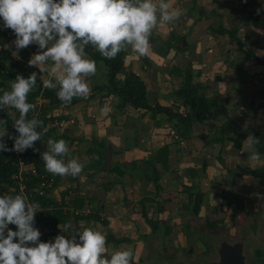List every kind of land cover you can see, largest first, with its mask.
Here are the masks:
<instances>
[{"label": "crops", "instance_id": "0c3cea01", "mask_svg": "<svg viewBox=\"0 0 264 264\" xmlns=\"http://www.w3.org/2000/svg\"><path fill=\"white\" fill-rule=\"evenodd\" d=\"M171 3L173 9H180L183 14L177 19L178 22L174 20L162 27L158 25L153 29L151 38L155 42H162L170 38L171 34H175L182 36L184 46L192 44L190 50L185 53L187 56H192V58L188 57L191 58L189 61L194 73L193 82L203 84L209 98L215 99L224 106L237 124L255 135L248 136L243 142L242 149L237 150L233 142V134L223 129L226 119L221 116L203 123L195 122L189 138H176L177 131L173 127V122L165 120L160 115L153 118L150 113L143 117L141 116L143 111L119 112L117 99L112 96L102 98L103 93L94 92L97 86L107 82L105 66L101 63L96 64V74L86 78L90 88L89 95L94 97L70 108L56 111L55 116L64 114L69 117V120L65 121L66 125L59 128L67 131V135L75 140L83 138L92 141L103 137L114 151L129 147L150 151L168 145L169 169L162 174L160 194H157L153 182L145 179L141 174H134L139 169L133 171L131 166L132 174L123 177L108 172L94 174L92 171L81 172L78 177L71 175L63 177L53 196L59 200L62 191L75 186L78 187L80 195L93 199L94 203L98 202L101 206L107 204L109 225L103 226L101 233L104 236L112 233L116 238H129L131 242L106 245L105 256L115 251H122L128 248V245H133L132 249H134L135 245L133 264H143V258L139 257V248L144 242L153 238L151 228L142 216L144 206L150 218L161 221L160 226L163 229L166 226L176 229L180 225L185 227L184 223L188 222L184 218L186 206L189 204L188 191L184 190V187L192 186L193 181L199 185L205 195L200 216H208L210 221H217L219 225L228 222L227 217L224 216L226 214L229 216L235 213L243 214L251 210L257 212L264 197L263 179L252 174L254 171H263L264 153L258 151L256 144L250 145L248 139L251 136L255 137L264 145V0H246V2L245 0H171ZM194 3L204 9L207 13L206 17L199 18L198 11L193 8ZM214 8L221 14L228 28L238 29V36L244 44L243 50L254 52L263 63H256L251 58H247L239 50L237 43L228 40L227 36L210 33L209 15L213 14L207 10ZM257 9H260L259 14ZM251 14L257 15L256 18H250ZM2 26L3 21L0 18V32L3 31ZM9 30L7 32L9 38L3 47L4 50L9 51L7 68L14 65L19 75H31L36 72L37 80L43 82L44 79H49L46 72L40 73L38 68L28 65L31 56L40 51L38 45H29L13 55L16 51L13 45L15 35ZM127 52L126 71L144 75L146 82H154V79L160 76L164 78L165 86H169L168 90L172 87L174 89V82L178 86L177 78L171 75L169 70L174 67L185 68L177 65L179 62H173L178 61L176 55H184V52L174 48L167 51L157 43H150V53L146 56L150 64H147V59L142 61L141 55L132 52L130 47ZM147 89L152 101L156 100L162 106H180L176 96H170V104H163L148 85ZM152 89L161 90L156 85ZM157 94L159 95V92ZM127 117L128 124L125 123ZM60 138L65 140L63 137ZM66 143L68 145L70 142ZM74 143V145L78 144V142ZM78 145L70 151L74 159H77V153L85 155V160H77L84 165V170L88 158L87 146L86 143L83 148H79ZM252 151L259 154V161L249 159ZM124 153L128 154L131 160L140 156V152L136 150L132 155ZM116 161L111 156L110 168ZM70 177L75 178L74 181H68L71 180ZM109 181L112 183L105 188L104 185ZM58 190L60 197L55 196ZM145 197L155 198L160 203L162 211L158 210L155 202H146L143 206L141 200ZM90 209L86 207L84 211L88 213ZM139 211L141 214L138 213ZM71 224L72 228L77 226L75 222ZM95 224L81 221L79 227L96 230ZM142 229L144 232L141 231ZM142 236L145 237L143 239L145 241L141 239ZM160 240L163 243L166 238ZM167 256L171 257L169 252ZM161 260L163 264L164 255L161 256ZM145 261L146 264H154V256L146 257Z\"/></svg>", "mask_w": 264, "mask_h": 264}, {"label": "clouds", "instance_id": "9594fccd", "mask_svg": "<svg viewBox=\"0 0 264 264\" xmlns=\"http://www.w3.org/2000/svg\"><path fill=\"white\" fill-rule=\"evenodd\" d=\"M182 14L180 9H173L171 0H0L3 27L15 35L13 55L29 45H38L40 51L31 56L28 65L48 74L49 79L43 80L44 88L55 89L58 85L57 97L66 105L73 98L87 99L90 94L86 78L96 74L97 66L94 60L86 58L87 46L91 45L107 59H114L129 47L134 53L148 56L153 29L179 19ZM37 78L36 72L28 78L17 75L11 82V90L3 91L0 96V110L11 107L19 112L13 123L18 136L13 138L11 149L3 141L7 122L0 120L4 129L0 132V151L23 153L34 148L42 134L47 133L42 120L27 119L35 108L27 97ZM248 139L250 145L259 143L255 137ZM41 159L47 172L61 177H77L84 167L71 158L63 139L49 138ZM249 159L259 161L260 156L252 151ZM39 207L28 202L23 192L0 196V264H131L133 261L132 249L105 256L106 237L90 227L43 242L42 233L35 226ZM9 225L16 226V230ZM59 228L61 233H69L72 224L66 222Z\"/></svg>", "mask_w": 264, "mask_h": 264}, {"label": "trees", "instance_id": "16d2710c", "mask_svg": "<svg viewBox=\"0 0 264 264\" xmlns=\"http://www.w3.org/2000/svg\"><path fill=\"white\" fill-rule=\"evenodd\" d=\"M198 7V8H197ZM195 10L198 11L199 18L206 17L207 13L204 12L203 8L196 6L194 3ZM211 14L219 18V20H214L210 24L208 30L212 34H217L220 36H227L228 40L235 41L239 50H241L247 58H251L256 63H263L254 52L250 50H243L244 44L241 38L238 36V29L228 28L221 14L216 11V8L209 9ZM257 15L251 14L250 18H256ZM8 29H3L0 32V96L3 95V91L11 90V82L17 77L18 72L14 69V65H10L7 68L6 64L9 61V51L4 50V44L9 38L7 35ZM150 43H157L159 47L167 49L169 51L171 48L177 51L188 52L190 43L187 46L183 45L182 36L171 34L170 38L163 42H155L150 37ZM86 58L94 60L96 64H103L107 70L106 77L107 82L104 85L97 86L94 92L103 93L102 98L114 97L117 99V109L119 112L125 113L131 111H143L141 116L146 114H151V117L155 118L160 115L173 122V127L176 129V138H189L192 132L193 123L199 122L203 123L209 119H214L217 117H224L226 123L223 129L227 132L233 134V142L237 150L242 149L243 142L252 134L244 130L239 124H237L227 109L218 103L215 99L209 98L205 92L203 84L193 82V69L192 64L188 60L187 66L185 68L174 67L169 70L170 74L175 76L178 80V86L176 87L174 93L180 102L179 107H169L162 106L158 102H154L150 99L147 85L142 79V77L133 72L126 71L125 59L128 54L126 51H121L114 59L104 58L97 50H95L91 45L86 47ZM141 58L147 59L146 56H141ZM147 64H150L147 59ZM25 78H28L29 74H22ZM181 79V81H180ZM59 88L47 89L44 88L43 82L37 80L36 85L28 94L27 100L29 103L34 104L35 108L30 110L27 115V119L37 118L44 122V126L48 128L47 133L42 134L41 139L38 140L34 148L27 149L23 153H17L15 151H0V196L3 195H16L23 192L27 196L28 202L39 204L38 212L36 214V224L35 226L41 231V240L43 242H48V238H54L57 235L65 234L68 235L74 231L82 230L79 227L81 221L87 223L94 222L100 223L103 226H108L109 221L107 219V204L104 206L94 203V200L82 196L78 193V187H71L61 192L60 199H56L53 196L54 191L58 188V185L63 181V177L58 175H52L45 170L44 161L41 159V153L47 151V140L49 138L59 140L63 137L65 141H70L71 143L78 142L79 145L87 146V161L84 171H92L94 174H99L102 172H108L109 174H117L118 177H123L126 174H132L130 167H133V171L139 169L138 172L134 174H141L145 179L153 182L155 184L157 194H160L161 186L160 180L162 174H164L169 169V156L170 148L165 145L161 148L154 150H139L136 148H124L118 151L112 150L108 145L105 138L99 137L95 140H85L69 138L67 131L63 134H57L59 127L65 121L69 120V117L61 114L60 116H55L54 113L60 109L70 108L77 105L81 101L90 100L94 96L89 95L87 99L84 98H73L70 104H64L57 97V92ZM95 95V94H94ZM37 102L38 105L36 104ZM19 118V112L11 107H6L0 110V120L7 122V135L3 137V141L7 144V147L11 149L14 145V137L18 136V132L15 130L13 123L15 119ZM38 131L43 133L42 128H38ZM4 129L0 127V132ZM258 135V134H256ZM256 147L260 153H264V145L259 142ZM136 150L140 152L139 158H131L128 154L124 152L133 154ZM110 152L112 159L117 160L116 163L112 165L110 170L106 169V155ZM71 158H73L72 152L70 151ZM125 158L131 160L126 161ZM125 159V160H124ZM20 161H23L26 165L33 167L36 173L32 170L20 172ZM254 171L252 174L257 175L264 181L263 171ZM81 174V173H80ZM78 177V176H77ZM72 177H70L71 179ZM75 178L68 180L74 181ZM112 183L109 181L108 184L104 185L108 188V185ZM192 186L185 188L188 191L187 201L189 204L186 206L185 216L189 218L186 229H188L190 238L192 235L196 237L195 232L198 230L199 235L206 236V233L201 229L202 226H207L210 230L216 229L220 225L217 221H210L209 217H201V209L204 206V193L200 190L199 185L192 182ZM22 187L24 189L22 190ZM73 190V191H71ZM71 191V192H70ZM146 202H155L158 205V210L162 211L160 203L155 198L145 197L141 200V204L144 206ZM86 207H90V211L86 213L84 210ZM142 216L145 222L151 228V235H157L161 239H165L167 235L171 234L172 229L166 226L164 229L160 226L161 221L158 219L150 218L148 216V210L145 208L142 210ZM201 219H204V223L200 224ZM66 222H75L77 226L72 228L69 233H61L59 225L62 226ZM10 227H15L14 225H9ZM199 228L201 230H199ZM150 236V237H152ZM106 237V245L114 244L120 245L122 243L131 242L129 238H116L114 234L110 233ZM145 237H141L143 240ZM198 240V237L195 241ZM145 241V240H143ZM210 248V247H209ZM126 248L124 250H127ZM133 253L135 255V250ZM208 250V247H207ZM190 250L189 252H191ZM262 250H259V253ZM134 261V259H133ZM131 262L133 264L134 262ZM157 264V263H156Z\"/></svg>", "mask_w": 264, "mask_h": 264}, {"label": "rangeland", "instance_id": "374dc122", "mask_svg": "<svg viewBox=\"0 0 264 264\" xmlns=\"http://www.w3.org/2000/svg\"><path fill=\"white\" fill-rule=\"evenodd\" d=\"M207 11L209 12V10ZM209 20H210L209 21L210 24H212L214 20H219V18L213 15L212 16L209 15ZM176 22H178V20H176ZM1 29H5V28L2 26ZM9 32H12V30H9ZM188 56L192 58L191 55ZM188 56L185 52L184 55L178 54L176 55L178 61L174 60L173 62L175 63L179 62V64L177 63V65L186 67L187 61L191 59V58L189 59ZM139 75L142 77L144 81L146 80L144 75L140 73ZM146 84L149 86V89L152 92H154L155 95H157L158 97L157 99L163 104H170V100H169L170 96L171 95L175 96L173 90L176 89L177 87L176 82H174L173 85L174 89L172 87L171 90H168L169 86L168 87L165 86L164 78L160 76L154 79V82L147 81ZM155 85L159 86L161 90L160 91L153 90L152 87ZM157 92H159V95L157 94ZM152 96L153 95L151 93V97ZM154 102H156V100H154ZM38 103L39 102H37L36 104L38 105ZM128 117L125 121L126 124H128L129 122ZM83 119L85 120V117H83ZM65 125H61V126H65ZM61 128L65 129V127H61ZM62 132L64 131H62V129L59 128L57 134H63ZM74 144L75 143H71V142L68 143V147L70 150L75 149V147L78 145V144L76 145ZM78 146L79 148H83L84 145L81 144ZM76 160H85V155L83 153L82 154L77 153ZM55 196L60 197L59 190L56 191ZM236 202L237 200L235 201V203ZM138 213L141 214L140 211ZM224 216L227 217L228 222L226 223L222 222V224L216 229L210 230L207 226L201 227V229L206 233V236H201L202 234L199 235L200 232L198 230H195V232H198L199 234H195L196 237L192 235V237L190 238L188 229H186V224L190 221L184 223L185 227L180 225V227L176 229H172L171 234L167 235L166 240L163 243H161L160 237L155 235L153 236L152 239L148 240L147 242H144V245L139 248L140 250L139 257L143 258L144 260L143 264L147 263L145 261V258L146 257L148 258V256H154L155 259L154 264L155 262L161 264L162 261L161 256L163 255L165 256V260L163 264H222V262L226 259V255L223 253L224 250H227L229 248H238L240 250L239 254L243 259V264H264V197L259 205V210L257 212L251 210L243 214L235 213L234 215L229 216L226 214ZM184 218L185 221L189 220V218L186 216ZM199 221L200 224L204 223V219H201ZM95 226H96V230L100 232L102 229H104L102 228L103 225L101 224L97 225L96 223ZM201 229L199 228V230ZM141 231L144 232V229H142ZM197 237L198 240L195 241ZM48 240L50 241L53 239L48 238ZM132 247L133 245H128V248L132 249ZM134 249H135V245H134ZM190 250L192 251L189 252ZM259 250H262V252L259 253ZM168 252L171 255V257L167 256Z\"/></svg>", "mask_w": 264, "mask_h": 264}, {"label": "water", "instance_id": "95a60500", "mask_svg": "<svg viewBox=\"0 0 264 264\" xmlns=\"http://www.w3.org/2000/svg\"><path fill=\"white\" fill-rule=\"evenodd\" d=\"M111 153L108 152L106 155V169H110V162H111ZM238 248H229L227 250H224V254L226 255V259L222 262V264H243V259L241 255L239 254Z\"/></svg>", "mask_w": 264, "mask_h": 264}, {"label": "built area", "instance_id": "2783aa9c", "mask_svg": "<svg viewBox=\"0 0 264 264\" xmlns=\"http://www.w3.org/2000/svg\"><path fill=\"white\" fill-rule=\"evenodd\" d=\"M64 123L65 122H63L61 125H64ZM19 166H20L21 175H22L23 172H26V171H29V170H32L33 173H36V171L34 170L33 167H30V166L26 165L23 161H20ZM23 189H24V187H22V190ZM10 228H12L13 230H16V226L15 227H10Z\"/></svg>", "mask_w": 264, "mask_h": 264}]
</instances>
